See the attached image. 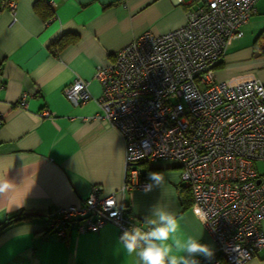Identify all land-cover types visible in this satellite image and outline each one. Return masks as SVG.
<instances>
[{
	"label": "crops",
	"instance_id": "0c3cea01",
	"mask_svg": "<svg viewBox=\"0 0 264 264\" xmlns=\"http://www.w3.org/2000/svg\"><path fill=\"white\" fill-rule=\"evenodd\" d=\"M35 1L16 0L11 12L0 0V184L7 186L0 193V264H133L111 222L95 230L70 223L63 237L45 229L58 208L80 205L93 185L113 192L142 228L160 201L176 214L181 234L199 237L212 250L214 241L199 210L189 192L181 191L174 160L137 164L146 179L151 171L162 172V189H121L124 141L99 116L101 86L93 77L97 65L144 30L161 33L183 24L195 1L38 0V10ZM241 28L242 35L225 47L215 76L264 81V0L255 1ZM59 38L65 45L54 49ZM75 76L89 81L91 93L79 104L62 92ZM255 167L264 179V160L255 161ZM14 215L28 217L1 226ZM204 258L196 257L208 264ZM243 264H264V248Z\"/></svg>",
	"mask_w": 264,
	"mask_h": 264
},
{
	"label": "built area",
	"instance_id": "2783aa9c",
	"mask_svg": "<svg viewBox=\"0 0 264 264\" xmlns=\"http://www.w3.org/2000/svg\"><path fill=\"white\" fill-rule=\"evenodd\" d=\"M193 1L183 24L161 33L144 30L96 66L99 116L124 141L121 189L148 183L140 161L174 160L180 184L189 188L214 241L211 258L204 260L243 264L264 248V179L255 167L264 160V81L218 79L215 65L242 35L256 0ZM2 2L14 12L16 0ZM88 82L75 76L62 92L79 104L91 97ZM74 222L80 230L106 222L120 232L140 226L100 185L80 205L58 208L45 228L63 237Z\"/></svg>",
	"mask_w": 264,
	"mask_h": 264
},
{
	"label": "clouds",
	"instance_id": "9594fccd",
	"mask_svg": "<svg viewBox=\"0 0 264 264\" xmlns=\"http://www.w3.org/2000/svg\"><path fill=\"white\" fill-rule=\"evenodd\" d=\"M147 179L149 182L143 187L145 193L162 189L166 182L159 171L149 172ZM6 187L0 184V193ZM144 224V228L133 226L125 230L120 237L125 257L131 258L133 264H199L197 256H212V250L201 243L199 237L180 233L176 214L160 201L151 207L150 217Z\"/></svg>",
	"mask_w": 264,
	"mask_h": 264
},
{
	"label": "trees",
	"instance_id": "16d2710c",
	"mask_svg": "<svg viewBox=\"0 0 264 264\" xmlns=\"http://www.w3.org/2000/svg\"><path fill=\"white\" fill-rule=\"evenodd\" d=\"M38 4H39V1L38 0H36L35 2H34V4H33V6H34V8L36 9V10H38ZM63 45H65V41L64 40H62L61 38H59V39H57L53 44H52V47L54 48V49H59L60 47H62ZM260 50H261V53L264 55V45L262 46V47H260ZM221 63V60L215 65V67H217L219 64ZM180 188H181V191H183V189H186L188 192H189V194L191 195V193H190V190H189V188H187V187H185V186H183V185H181L180 186ZM123 208V207H122ZM123 210H125V208H123ZM28 217V215H14V216H12V217H10L4 224H1V226H3V225H6L7 223H10V222H12V221H16V220H19V219H23V218H27ZM47 231H51L52 229H50V228H45ZM122 234H123V232H121Z\"/></svg>",
	"mask_w": 264,
	"mask_h": 264
}]
</instances>
